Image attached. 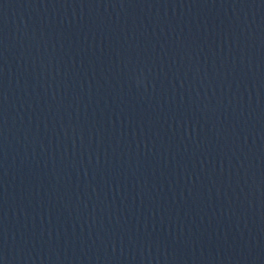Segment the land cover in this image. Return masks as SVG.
<instances>
[{"label": "water", "instance_id": "1", "mask_svg": "<svg viewBox=\"0 0 264 264\" xmlns=\"http://www.w3.org/2000/svg\"><path fill=\"white\" fill-rule=\"evenodd\" d=\"M0 264H264V0H0Z\"/></svg>", "mask_w": 264, "mask_h": 264}]
</instances>
